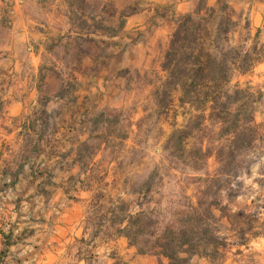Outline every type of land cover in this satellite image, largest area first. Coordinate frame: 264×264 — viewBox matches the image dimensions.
<instances>
[{
  "label": "rangeland",
  "instance_id": "rangeland-1",
  "mask_svg": "<svg viewBox=\"0 0 264 264\" xmlns=\"http://www.w3.org/2000/svg\"><path fill=\"white\" fill-rule=\"evenodd\" d=\"M103 1V28L110 37L102 41L101 54L108 57L117 47L121 55L141 34L133 29L130 42L110 39L123 32L129 10L116 20L110 2ZM189 14L195 18L191 27L201 48L224 61L232 75L223 92L232 95V102H247L251 111L254 141L227 175H221L218 163L227 139L218 119L211 117L218 93L205 98L208 88L185 81L189 67H175L176 60L188 55L174 53L171 42ZM172 23L153 66L114 72L126 107L87 118L91 137L79 150V183L93 195L83 204L81 238L73 236L59 264H159L157 256L140 254L127 238L115 234L112 220L145 211L162 230L200 203L212 207L221 227L217 236L225 237L224 264H264V0H216L213 5L197 0L192 12L174 15ZM198 53L199 48L194 56ZM236 85L245 92L234 95ZM201 114L204 118L198 119ZM205 154L210 157L203 158ZM94 233L97 237L91 240ZM241 234L247 245H238ZM189 264L216 263L194 256Z\"/></svg>",
  "mask_w": 264,
  "mask_h": 264
},
{
  "label": "crops",
  "instance_id": "crops-1",
  "mask_svg": "<svg viewBox=\"0 0 264 264\" xmlns=\"http://www.w3.org/2000/svg\"><path fill=\"white\" fill-rule=\"evenodd\" d=\"M108 1L116 20L129 10L110 39L141 35L104 57L103 0H0V264L64 261L93 195L79 183L87 118L126 107L114 72L153 66L172 17L197 3L140 0L134 9L136 0Z\"/></svg>",
  "mask_w": 264,
  "mask_h": 264
},
{
  "label": "trees",
  "instance_id": "trees-1",
  "mask_svg": "<svg viewBox=\"0 0 264 264\" xmlns=\"http://www.w3.org/2000/svg\"><path fill=\"white\" fill-rule=\"evenodd\" d=\"M182 20L184 23L178 26L171 48L174 53L188 56L176 60L175 67L180 65L189 67L191 75L187 74L185 81L200 82L199 85L208 88L204 93L205 98L218 93L213 98L211 117L218 119L221 134L227 139L226 150L218 162L222 168L221 175H227L230 166L239 162L238 157L242 150L254 141L251 134L254 126L250 118L249 104L232 102V95H228L227 91L223 92L224 87L232 79L225 62L218 61L201 48V44L198 43L200 38L196 37V31L191 27L195 22L192 14L186 15ZM198 48L199 53L194 56ZM242 92L245 91L236 85L233 94ZM187 93L184 91V94ZM197 118L202 119L204 116L201 114ZM209 157L210 155H203V158ZM110 227L115 234L127 238L130 246L136 247L140 254L157 256L159 264H189L194 256L205 257L212 263L224 264L228 251L225 237L217 236V231L221 227L216 225L212 207L208 204L200 203L197 207H191V211L183 214L176 225L171 223L162 225V230L159 222L148 216L145 211L114 219ZM98 232H102V229H98ZM97 233H94L91 240L96 239ZM240 240L239 246L248 244L244 234H241ZM82 242H85L83 238Z\"/></svg>",
  "mask_w": 264,
  "mask_h": 264
}]
</instances>
